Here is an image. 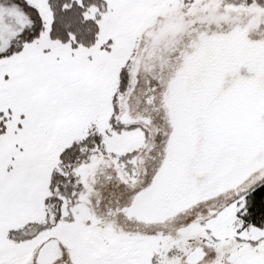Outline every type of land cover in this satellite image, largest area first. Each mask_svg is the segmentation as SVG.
Masks as SVG:
<instances>
[{
	"label": "snow or ice",
	"instance_id": "1",
	"mask_svg": "<svg viewBox=\"0 0 264 264\" xmlns=\"http://www.w3.org/2000/svg\"><path fill=\"white\" fill-rule=\"evenodd\" d=\"M0 264H264V0H0Z\"/></svg>",
	"mask_w": 264,
	"mask_h": 264
}]
</instances>
